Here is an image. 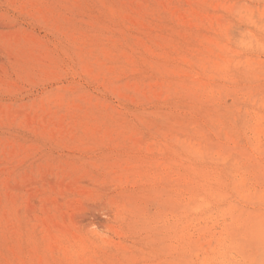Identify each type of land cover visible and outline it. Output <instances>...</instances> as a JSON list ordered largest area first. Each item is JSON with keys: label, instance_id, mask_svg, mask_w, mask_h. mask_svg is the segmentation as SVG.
I'll return each instance as SVG.
<instances>
[{"label": "rangeland", "instance_id": "1", "mask_svg": "<svg viewBox=\"0 0 264 264\" xmlns=\"http://www.w3.org/2000/svg\"><path fill=\"white\" fill-rule=\"evenodd\" d=\"M263 100L264 0H0V264H243L230 214L176 219L145 163L192 121L241 163L201 111Z\"/></svg>", "mask_w": 264, "mask_h": 264}, {"label": "bare ground", "instance_id": "2", "mask_svg": "<svg viewBox=\"0 0 264 264\" xmlns=\"http://www.w3.org/2000/svg\"><path fill=\"white\" fill-rule=\"evenodd\" d=\"M147 51L160 57L155 47H150ZM226 61L228 63L225 66H222L219 62L214 64L215 69L219 73L218 77H227L229 79L228 76H230L233 80L238 81L228 74L232 62H229L230 59ZM236 63L239 66V62L237 61ZM248 69H250L248 74H255L253 67ZM204 105V112L202 110L201 113L207 121L211 120L213 124L209 133L218 134L226 138H233V135H237L239 141H249L245 157H242L245 160L240 163L238 159H231V155L227 154L226 147L221 143L217 144L213 136L208 137V134L206 136L201 123L197 125L192 121V128L195 131L188 137L177 136L172 141V144L171 142L162 144L161 152L166 154V156L161 162H146L147 168L145 169H151L149 170V175L155 174L154 178L160 183L167 185L165 190L181 203L180 207L175 208L174 216L176 219H179L183 213L186 216V220H188L190 216L186 215L188 213L186 211L193 210V212L199 213L203 208H207L206 211L215 208L219 209L220 213L230 214V219L226 224V231L232 236L233 244L243 247L245 254L243 264H264V169H262L263 162L259 159L260 153L264 152V110L259 111L257 108L252 110L246 108L244 110L242 106L238 105V113L240 118L244 119L243 123L234 122L229 125V120L235 114L231 107L209 105L208 102ZM261 105L264 107V102ZM215 115L216 117L213 119ZM249 117L255 119L253 126L249 125ZM235 120L237 121L238 117H235ZM249 127L251 128L252 136L248 134L249 130L247 129ZM192 137H197L198 139H193ZM178 152L183 155L181 156L182 158L179 161L170 162V158ZM173 165H176L177 171L186 170L184 180L176 181L166 174V171L172 169ZM249 182H253V185H248ZM256 182H259V185ZM197 223L195 224L198 225ZM204 234L206 235V233ZM184 235H186L185 232L179 236L184 239ZM182 243L186 253L184 256L188 260L190 258L189 254L195 249V246H191L190 243ZM212 257L214 256H210V258Z\"/></svg>", "mask_w": 264, "mask_h": 264}]
</instances>
